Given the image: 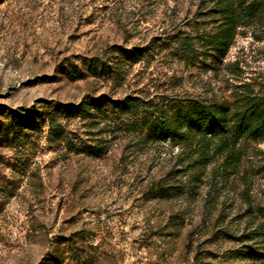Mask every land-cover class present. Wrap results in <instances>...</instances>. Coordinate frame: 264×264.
Masks as SVG:
<instances>
[{"label": "rangeland", "instance_id": "1", "mask_svg": "<svg viewBox=\"0 0 264 264\" xmlns=\"http://www.w3.org/2000/svg\"><path fill=\"white\" fill-rule=\"evenodd\" d=\"M198 4V0H0V107L78 103L103 93L115 98L132 94L220 98L229 95L231 84L264 76V40L251 37H238L226 59L238 61L235 76L229 74L230 68L219 77L211 71L205 74L172 57L162 40L178 29L188 30ZM106 43L151 47L153 55L136 64L121 86L63 79L66 60L91 55ZM66 129L75 140H91L92 129L83 121L74 120ZM29 140L24 146L0 144V264H74L68 252L59 253L64 242L81 231L86 233L83 245L97 256L96 264H194L199 254L220 260L227 249L238 247L216 242L210 231L221 224L235 232L246 227L242 214L247 202L238 182L215 190L207 175L194 182L190 173L181 172L179 182L190 188L185 193L169 201L145 197L149 177L176 162L178 147H143L123 158L124 142L112 141L108 153L92 157L51 143L47 129ZM258 148L249 153L248 161L255 166L251 186L255 208L264 206V169H259L264 166V144ZM208 191L215 209L205 208ZM221 208L226 221L218 224L215 218ZM175 214L181 218L179 232L169 229V217Z\"/></svg>", "mask_w": 264, "mask_h": 264}, {"label": "trees", "instance_id": "2", "mask_svg": "<svg viewBox=\"0 0 264 264\" xmlns=\"http://www.w3.org/2000/svg\"><path fill=\"white\" fill-rule=\"evenodd\" d=\"M198 1L196 16L187 24L189 29H178L166 36L161 45L173 58L205 74L211 71L219 77L222 70L230 68L229 74L235 76L238 61L226 59L238 37H251L255 42L264 40V0ZM151 50L106 43L91 55L66 60L62 77L70 82L94 79L121 86L136 64L152 57ZM229 90L228 96L220 98L170 94L115 98L103 93L88 95L78 103L56 101L50 106L22 109L0 107V144L24 146L33 134L47 129L51 143L92 157L108 153L112 141L124 142L123 158L134 156L138 148L178 147L176 162L149 177L145 197L169 201L185 193L190 188L179 182L181 172L190 173L194 182L207 175L215 190L238 182L240 195L247 202L242 214L247 219L246 227L235 232L221 224L222 227L210 230L216 242L236 243L238 247L227 249L220 260H213L211 254H199L194 264L262 263L264 206L252 205L255 166L248 161L249 153L264 144V76L231 84ZM74 120L83 121L92 129L90 142L75 140L74 133L67 131L66 127ZM214 203L208 191L205 208H217ZM217 211L215 222L224 223L223 209ZM180 219L176 214L170 216L169 229L179 232ZM85 234L81 231L64 242L59 254L68 252L74 264H96V254L83 245Z\"/></svg>", "mask_w": 264, "mask_h": 264}]
</instances>
